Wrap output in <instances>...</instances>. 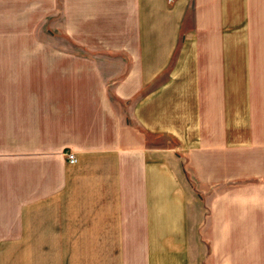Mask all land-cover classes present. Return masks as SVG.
Here are the masks:
<instances>
[{
  "label": "crops",
  "instance_id": "obj_1",
  "mask_svg": "<svg viewBox=\"0 0 264 264\" xmlns=\"http://www.w3.org/2000/svg\"><path fill=\"white\" fill-rule=\"evenodd\" d=\"M0 264H264V0H0Z\"/></svg>",
  "mask_w": 264,
  "mask_h": 264
},
{
  "label": "built area",
  "instance_id": "obj_2",
  "mask_svg": "<svg viewBox=\"0 0 264 264\" xmlns=\"http://www.w3.org/2000/svg\"><path fill=\"white\" fill-rule=\"evenodd\" d=\"M171 1V0H169ZM67 159L69 160V162L72 164L74 163L76 160H75V154L74 153H71L67 156Z\"/></svg>",
  "mask_w": 264,
  "mask_h": 264
}]
</instances>
